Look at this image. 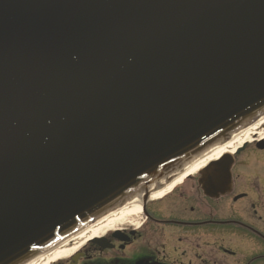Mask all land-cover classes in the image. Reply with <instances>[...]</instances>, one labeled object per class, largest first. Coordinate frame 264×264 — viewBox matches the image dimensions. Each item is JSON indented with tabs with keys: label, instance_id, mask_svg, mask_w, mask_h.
<instances>
[{
	"label": "water",
	"instance_id": "95a60500",
	"mask_svg": "<svg viewBox=\"0 0 264 264\" xmlns=\"http://www.w3.org/2000/svg\"><path fill=\"white\" fill-rule=\"evenodd\" d=\"M263 115L264 0H0V264L146 202Z\"/></svg>",
	"mask_w": 264,
	"mask_h": 264
},
{
	"label": "flooded vegetation",
	"instance_id": "af4514ba",
	"mask_svg": "<svg viewBox=\"0 0 264 264\" xmlns=\"http://www.w3.org/2000/svg\"><path fill=\"white\" fill-rule=\"evenodd\" d=\"M258 141L234 154L229 186L214 188L215 172H208L206 188L205 170L219 167L208 165L159 199L150 191L140 221L56 264H264V140Z\"/></svg>",
	"mask_w": 264,
	"mask_h": 264
},
{
	"label": "bare ground",
	"instance_id": "6f19581e",
	"mask_svg": "<svg viewBox=\"0 0 264 264\" xmlns=\"http://www.w3.org/2000/svg\"><path fill=\"white\" fill-rule=\"evenodd\" d=\"M262 124H264V115L202 157L193 161V164H191L187 169H185L175 178V181L168 184L164 188H161L158 191L154 192L152 194V197L155 199H159L165 196L169 191L173 189L175 184L181 182L187 176L200 171L201 169L208 166L211 162L219 160L227 153L234 154V152L242 145V143L264 139V133L257 138H251L253 137V134H258V127ZM140 200L141 199L138 198L135 201L127 202L119 209L110 211L95 222L91 223L90 225L86 226L85 228L81 229L80 231L76 232L75 234L71 235L67 239L63 240L62 242L53 246L51 249L43 252L42 254L38 255L25 264H52L57 260H60L62 257L67 255V245L69 244V242L75 241L78 246H81L83 245V243L91 239L101 237L102 235L97 234L96 231L100 228L102 223L113 224L116 222V220L119 219H124L127 222H130L132 220L140 221V216L142 214ZM98 223L99 225H97Z\"/></svg>",
	"mask_w": 264,
	"mask_h": 264
},
{
	"label": "rangeland",
	"instance_id": "374dc122",
	"mask_svg": "<svg viewBox=\"0 0 264 264\" xmlns=\"http://www.w3.org/2000/svg\"><path fill=\"white\" fill-rule=\"evenodd\" d=\"M264 133V124H262V125H260L259 127H258V134L257 133H255V134H253L252 136L253 137H251V138H257V137H259L261 134H263ZM242 144H244V143H242ZM191 164H193V162H191L190 164H188V165H186V166H184L183 168H181L180 170L181 171H184L185 169H187ZM180 170H177V171H180ZM176 171V172H177ZM179 183V182H178ZM177 183V184H178ZM154 191V190H153ZM153 194V193H152ZM100 223H102V222H100ZM127 221H125L124 219H119V220H116V222L115 223H113V224H109V223H102V225L100 226V228L96 231L97 232V234H99V235H104V234H106L108 231H110V230H112V229H114V228H117V227H121V226H125V225H127ZM97 225H99V223L97 224ZM89 241H87V242H85V243H83V245H81V246H78L77 245V243L75 242V241H71V242H69V244L67 245V247H68V250H67V255H65L64 257H62L60 260H66V259H68L72 254H74V252H76L77 250H79V249H81L85 244H87ZM60 260H57V261H60ZM56 261V262H57ZM52 264H54V263H52Z\"/></svg>",
	"mask_w": 264,
	"mask_h": 264
}]
</instances>
